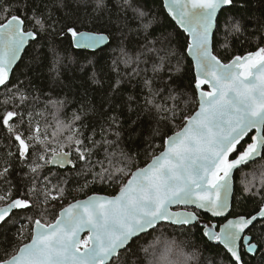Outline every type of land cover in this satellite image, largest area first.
I'll return each mask as SVG.
<instances>
[{"label": "snow or ice", "instance_id": "6c2138e0", "mask_svg": "<svg viewBox=\"0 0 264 264\" xmlns=\"http://www.w3.org/2000/svg\"><path fill=\"white\" fill-rule=\"evenodd\" d=\"M95 4L97 11L107 7L106 0ZM235 6L236 0H165L167 12L186 33L181 47L193 60L197 106L188 115L175 103L171 107L157 103L160 90L153 92L152 80L146 78L151 95L146 103L169 112L172 121L182 115L183 123L163 138V150L150 163L131 171L112 163L116 153L108 149L115 141L84 136L79 115L69 123L58 122L59 135L49 133L47 125L41 129L32 109L26 107L30 97L15 77L14 65L28 49H38L43 33L54 30L51 14L37 13L29 0H0V89L7 97L0 111V229L26 221L14 242L0 249V264H159L158 246L148 243V238L168 230L194 235V229L200 230L202 239L223 247L226 261L219 264H252L257 255L258 264H264V182L245 189L248 199L259 201L250 211H236L239 201L233 196L234 174L264 161V43L230 58L218 51L221 30L229 35L243 31L240 20L227 12ZM118 7L131 9L147 36L155 21L147 20L149 12L142 0H119ZM99 19L103 21L102 16ZM62 31L70 34L74 49L97 50L111 39L106 30L81 31L76 22ZM160 43L168 47L146 49L159 59L153 62L154 77L164 71L169 57L176 56L171 37ZM222 47L228 50L227 45ZM122 52L123 62L137 65L133 74L139 75V65L147 62L141 60L144 52L135 59ZM61 60L57 55L54 64ZM175 71H181L180 61ZM63 103L49 99L45 107L50 104L59 110ZM101 146L104 159L93 161ZM76 161L84 163L81 172L91 173L93 181L125 182L114 196L92 195L61 204L54 220L46 222V213L55 210L68 191L67 180L52 183L58 175L52 167L76 168ZM97 166L99 171H94ZM17 168L23 175L14 182L11 177ZM174 206L183 210H173ZM181 243L173 239L171 246L179 248ZM201 254L197 246L185 264H199Z\"/></svg>", "mask_w": 264, "mask_h": 264}, {"label": "trees", "instance_id": "16d2710c", "mask_svg": "<svg viewBox=\"0 0 264 264\" xmlns=\"http://www.w3.org/2000/svg\"><path fill=\"white\" fill-rule=\"evenodd\" d=\"M62 3L65 6H61ZM118 3L119 0H106L107 7L97 11L95 0H80L79 3L77 0H29V4L37 13L47 16L50 12V23L54 25V30L42 34L45 39L39 41L38 49L34 46L28 49L27 55H23V59L15 68V77L19 78L28 92L30 100L26 107L32 109L42 130L47 125L49 133L59 135L61 129L58 122L66 124L72 121L74 115H79L81 119L77 123L81 125L84 136L97 141L103 136L115 141L116 143L108 149L109 152L116 153L112 163L116 167L128 166L131 171H135L137 167H144L149 163L152 157L163 149V138L178 131L183 123L182 115L172 121L169 112L157 110L146 103L151 95L144 80H152L153 92L160 90V95L155 97L157 103L169 107L175 103L181 109H186L183 114L190 115L197 106L192 89L195 72L193 62L181 47L186 34L167 14L163 0H142L145 11L149 12L147 20L155 21L147 36L140 27L139 19H133L131 9L121 11ZM227 12L240 20L243 31L238 35H229L221 30L217 36V48L220 53L230 58L233 54L242 55L246 51H254L258 44L264 43V0H236V6L229 8ZM101 16L103 21L99 19ZM73 22L77 23L81 31L106 30L111 37L110 42L95 51L72 48L69 44L70 34L62 30ZM164 37H171L176 56L169 57L170 63H165L164 71L154 77L153 62L159 63V59L155 53H149L146 49L168 47L167 44L160 43ZM256 37L262 39L257 40ZM152 41L157 43L153 45ZM222 45H227L228 50ZM122 49L133 59L144 52L141 60L147 62L139 65V75L133 74V68L137 65L123 62ZM57 55L62 58L59 65L54 64ZM160 55H163V52ZM37 56L38 58H34ZM177 61H180V72L175 71ZM170 95L176 96L177 99L170 100ZM33 96H38L39 99L33 101ZM5 99L7 97L0 89V111L5 108ZM49 99L63 101V106L57 110L49 104L46 108ZM121 152L123 156L120 155ZM92 159H104L103 146L97 149ZM76 163V168L52 167V173L58 174L52 183L67 180L68 191L64 199L55 204V210L46 213V222L54 220L61 204L66 206L93 193L115 195L125 182H101L99 179L93 181L91 173L81 172V169L86 167L84 163ZM94 171H99V167ZM22 175L17 168L11 178L18 182ZM262 182L264 161L257 160L236 173L234 198L239 201L235 204L236 211H250L259 204L258 200L247 198L249 193L245 189L252 186L258 188ZM202 215L210 218L207 214ZM20 216L23 217L24 213H20ZM21 224H26V221L21 219L18 224H8L0 229V249L14 242V235L19 231ZM28 227L30 229L31 226ZM193 232L194 235H180L172 230L153 233L152 237L148 238V243L157 244L159 264H185L187 255L197 246L202 253L199 264H219L220 261H226L222 246L202 239L200 230L194 229ZM173 239L182 242L179 248L171 246ZM172 248L176 250L174 254H171ZM246 259H251V256ZM259 259L260 256L257 255L252 264H258Z\"/></svg>", "mask_w": 264, "mask_h": 264}, {"label": "water", "instance_id": "95a60500", "mask_svg": "<svg viewBox=\"0 0 264 264\" xmlns=\"http://www.w3.org/2000/svg\"><path fill=\"white\" fill-rule=\"evenodd\" d=\"M163 3H164V8H165V10H166V12H167V8L165 7V0H163ZM167 14L169 15V13L167 12ZM170 16V18L174 21V23L179 27V25H178V23L176 22V20H175V18L174 17H172L171 15H169ZM180 28V27H179ZM182 31H183V29H181ZM84 31H86V30H84ZM186 34V33H185ZM109 42H110V40H109ZM108 42V43H109ZM107 43V44H108ZM106 44V45H107ZM106 45H102L100 48H102V47H105ZM99 48V49H100ZM81 50V49H80ZM83 50H90V49H83ZM98 50V49H97ZM93 51H95V50H93ZM23 55V54H22ZM190 57V56H189ZM190 59H191V61L193 62V60H192V58L190 57ZM19 62L20 61H18L17 62V65L19 64ZM17 65H14V69L16 68V66ZM151 162V160L149 161V163ZM146 166V165H145ZM55 167V166H54ZM68 167H72L71 165H66L64 168H62V169H66V168H68ZM59 168V167H58ZM235 175H236V173L234 174V177H233V196H234V192H235ZM116 194H118V192L116 193ZM115 194V195H116ZM92 195H102V196H114V195H109V194H105V193H93V194H90V195H88L87 197H89V196H92ZM87 197H85V198H81V199H78V200H84V199H87ZM76 201V200H75ZM75 201H73V202H75ZM73 202H71V203H73ZM173 210H183L182 208H176L175 206H174V208H173ZM188 210H193V209H191V208H189ZM207 215H209L210 216V214H207ZM204 218H206V217H204ZM207 219V218H206ZM214 222H216V221H214ZM82 235H86V233H83ZM212 243H214V242H212ZM214 244H216V243H214Z\"/></svg>", "mask_w": 264, "mask_h": 264}, {"label": "rangeland", "instance_id": "374dc122", "mask_svg": "<svg viewBox=\"0 0 264 264\" xmlns=\"http://www.w3.org/2000/svg\"><path fill=\"white\" fill-rule=\"evenodd\" d=\"M162 150H163V149H162ZM175 252H176V250L172 248V249H171V254H172V253L174 254Z\"/></svg>", "mask_w": 264, "mask_h": 264}]
</instances>
